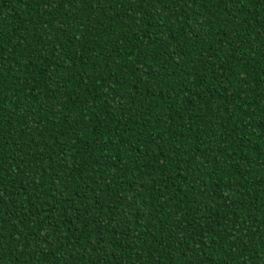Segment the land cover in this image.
Returning a JSON list of instances; mask_svg holds the SVG:
<instances>
[{
	"label": "trees",
	"instance_id": "trees-1",
	"mask_svg": "<svg viewBox=\"0 0 264 264\" xmlns=\"http://www.w3.org/2000/svg\"><path fill=\"white\" fill-rule=\"evenodd\" d=\"M0 264H264V0H0Z\"/></svg>",
	"mask_w": 264,
	"mask_h": 264
}]
</instances>
